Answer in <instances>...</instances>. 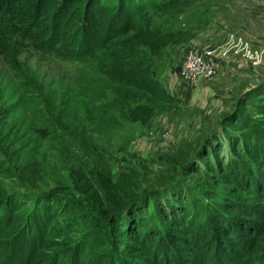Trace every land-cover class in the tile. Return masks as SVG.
Instances as JSON below:
<instances>
[{
    "label": "rangeland",
    "instance_id": "rangeland-1",
    "mask_svg": "<svg viewBox=\"0 0 264 264\" xmlns=\"http://www.w3.org/2000/svg\"><path fill=\"white\" fill-rule=\"evenodd\" d=\"M5 1L0 0V5L6 4ZM101 1L111 5L115 0ZM172 2L146 13L144 27L149 37L130 40L142 51L139 60L144 72L138 75L149 84L130 85L141 98L130 101L132 109L127 114L112 109L115 117H110L107 111L102 119L96 120L90 127L94 142L87 138L78 150L74 146V153L58 148L54 134L40 140L27 128L33 118L35 125H40L37 116L48 89H58L59 84L69 78L55 72L60 71L56 68L72 73V67L50 58L16 55L14 51L8 52L4 61L0 57L1 242L2 238L11 237L14 226L19 227L28 220L34 222L35 214L38 221L45 222L43 211L36 212V208L39 201L49 200V195L66 197L60 199L61 202L70 203L50 213L52 220L47 223L46 232L40 235L44 239L33 252L31 250V264L55 263L59 254L74 253L75 244L83 260L88 258L91 248L87 245L88 253L83 252L86 234L91 239L96 238L104 248L110 245L118 250L120 246L133 243L128 232L124 235L127 227L120 232L119 224L120 219L129 223L133 212L161 221L159 228L162 229L165 221L158 211V200L174 202L190 195L193 202L200 200L201 204L214 198L222 204L226 201L227 205L230 200L252 202V191L239 187L238 183H229L230 179L221 169L214 172L211 166L220 167L223 160V165L230 168L227 157L237 153H233L234 146H229L233 139L240 143L251 139L257 150L264 149V86L241 102L244 94L264 77V0ZM202 48L211 51L214 72L209 77L183 78L181 69L186 54ZM23 64L29 76L24 75L22 81L15 75L22 77L23 72L10 68L24 67ZM35 80L39 81L34 90L30 86ZM21 82L26 86L19 87ZM100 103L108 104L104 99L97 101ZM235 105L238 116L233 118L232 124L228 122L220 128V118L232 112ZM55 128L58 129L50 126V130ZM83 153L94 159L100 177L113 183L110 186L113 192L124 189L131 193L128 199L134 202L133 210L125 211L112 228L109 224L114 221L99 217L103 208L100 206L108 199L103 203L101 192H88L89 186L84 185L78 174L77 162ZM231 162L233 165V158ZM129 178L141 179V184L120 186L124 180L130 181ZM255 179L254 185L262 186ZM9 200L15 201L18 209L15 214L14 210L11 212L12 217L6 207V204L13 206V201ZM253 200L257 203L254 201L250 208L264 207V196ZM242 206L247 207L245 203ZM95 213L98 216H94ZM164 236L173 237L169 233ZM182 236L187 238V234ZM174 242L182 257L198 261L189 241L176 238ZM6 246L4 243L0 247V264H12L6 260L10 257ZM135 249L127 252L130 254L125 255L127 259L135 260L134 264H149L142 260H149L150 254L136 255ZM13 255L19 263L27 258L21 253L13 252ZM257 263H264V259L254 260L252 264Z\"/></svg>",
    "mask_w": 264,
    "mask_h": 264
},
{
    "label": "trees",
    "instance_id": "trees-1",
    "mask_svg": "<svg viewBox=\"0 0 264 264\" xmlns=\"http://www.w3.org/2000/svg\"><path fill=\"white\" fill-rule=\"evenodd\" d=\"M15 1L12 3L6 0V4L0 5V57L3 61L8 58V52L14 51L13 54L16 55L22 53L50 58L54 62L72 67V73L66 69L60 72L62 68H56L60 71L55 72L71 79L60 83L58 89H48L42 100L41 113L37 116L40 125L36 126L33 118L27 128L40 140L54 134L53 139L58 142V148L74 153V146L78 150L87 138L94 142L90 127L96 120L102 119L107 111L110 112L108 113L110 117H115V111L112 112V109L127 114L132 109L130 101L141 98V94L130 85L144 87L149 84L138 75L143 71L139 60L142 51L137 44L130 43V40L138 41L140 36L149 37L146 36L144 27L146 13L169 5L175 0H115L111 5L101 0ZM140 58L143 60L144 56ZM23 65L24 67L10 68L12 71L23 72L22 77L15 72L17 73L15 76L22 81L24 75L29 76L28 68ZM38 81L35 80L30 87L37 89ZM25 86V83H19V87ZM263 86L264 77L258 85L244 94L243 100L241 98L237 103L238 107ZM100 99L106 100L108 104H97ZM30 103L32 106V102ZM236 106L232 112L220 118V128H224L228 122L232 124L238 116L237 111H234ZM50 126H57L58 129L50 130ZM246 141L240 143L233 139L232 143H229L230 147L234 146L233 153L237 151L233 157H227V160H230L227 161L228 165L231 164L230 168L223 165V160L219 164L220 167L215 164L211 167L214 172L221 169L220 172H224L230 179L229 183H238L239 187L252 191L254 193L252 202L248 204L240 200H230L227 205L226 201L222 204L214 198L213 201L201 204L200 200L193 202L190 195L183 200L181 197L177 198L178 200L174 202L168 199L163 202L158 200L156 201L158 211L165 221L162 229L159 228L161 221L155 218L146 219L135 212L131 213L129 223L120 219L125 211L133 210L134 202L130 203L131 200L128 199L130 191L123 189L113 192L110 188L113 183L100 177L101 173L98 172L94 159L89 157L88 153L80 154L83 156L77 162V171L83 178L84 185L89 186L88 192H101L100 199L104 201L103 203L108 199L105 205L100 206L103 208L99 211V217L114 221L109 224L110 228L120 219V232L127 227L124 235L128 232L130 235L128 238L133 243L120 246L118 250L110 245L104 248L105 245L86 234L83 252H87L88 246L91 248V251L88 248V258L83 260L75 244L74 253L59 254L57 262L52 264H134L135 260L131 259V262L125 256L130 255L127 252L133 248L138 251L136 255L149 253L150 259L142 260L149 264H252L254 260L264 259V207L250 208L254 205L253 199L264 196V149L257 150L258 147H254L251 139ZM254 177L262 186L254 185ZM129 179L131 182L124 180L120 186L141 184V179ZM48 197L49 200L44 198L43 202L39 201L36 208V212L43 211L45 222L38 221L35 214L36 219L33 218L34 215L32 216L34 222L28 220L26 224L14 226L11 237L2 238V242L0 239V247L4 243L8 245L5 250L10 257L6 260L10 263L31 264L34 248L44 239L40 235L46 232L47 223L52 220L50 213L60 211L58 209L61 205L63 208L70 205L68 201L61 202L66 197L59 198L56 195ZM11 201L13 200H9ZM242 203L247 207L242 206ZM224 206L229 213L224 210L226 209ZM6 207L10 216L13 210L14 214L18 211L15 201L13 206L6 204ZM220 214L225 217L222 218ZM94 216H98V213ZM167 233L174 238L164 236ZM185 234L187 238H183L182 235ZM176 238L189 241L198 261L179 254L180 248L174 242ZM75 249L78 252H75ZM13 252L26 255L27 258H22L19 263Z\"/></svg>",
    "mask_w": 264,
    "mask_h": 264
},
{
    "label": "built area",
    "instance_id": "built-area-1",
    "mask_svg": "<svg viewBox=\"0 0 264 264\" xmlns=\"http://www.w3.org/2000/svg\"><path fill=\"white\" fill-rule=\"evenodd\" d=\"M211 51L205 48L191 50L186 54L181 69V76L186 79H197L201 75L211 76L214 72Z\"/></svg>",
    "mask_w": 264,
    "mask_h": 264
}]
</instances>
